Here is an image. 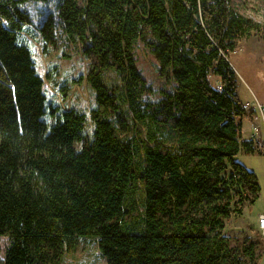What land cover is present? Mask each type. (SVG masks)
<instances>
[{"label":"trees","instance_id":"trees-1","mask_svg":"<svg viewBox=\"0 0 264 264\" xmlns=\"http://www.w3.org/2000/svg\"><path fill=\"white\" fill-rule=\"evenodd\" d=\"M33 1L50 0H0L3 264H58L81 241L108 264H258L254 238L233 246L223 232L261 191L237 161L263 153L242 139L247 113L230 61L260 26L234 0H58L69 41L92 59L74 80L93 90L87 116L47 101L27 39L41 38L46 50L54 19L34 28L22 6ZM139 41L174 85L163 125L134 107V88L145 83Z\"/></svg>","mask_w":264,"mask_h":264},{"label":"rangeland","instance_id":"rangeland-1","mask_svg":"<svg viewBox=\"0 0 264 264\" xmlns=\"http://www.w3.org/2000/svg\"><path fill=\"white\" fill-rule=\"evenodd\" d=\"M79 1L84 2V0ZM57 2L58 0H50L46 3L33 1L22 5L23 9L29 12L34 28L41 26L48 16L54 19L55 42L52 45L48 44L44 50L45 41L41 38L40 41H37V38L27 39V44L32 51L38 74L46 79L47 101L53 104L61 101L66 108L75 106L89 116L90 111L96 108L93 90L85 79L80 83L74 80L90 72L92 59L82 55L81 43L74 45L69 41L64 24L58 16ZM234 7L238 14L260 26V29L252 31L249 37L241 39L235 52L230 55L231 64L239 79V96L244 106L247 103L252 106L255 99L264 106V0H234ZM134 58L138 71L145 79L144 86L134 88V107L143 116L153 114L155 126L163 125L167 119L165 109L167 107L162 100L166 98V93L173 91V82L160 76L157 60L141 41L135 46ZM53 67L55 71L52 73L50 70ZM62 86H65L67 90L66 97L60 94ZM132 114L134 115L135 112ZM255 116L256 114L247 113L241 119L242 139H250L252 125L256 123ZM92 129V123L89 121L85 133ZM258 138L260 146L262 144L263 147L264 124ZM261 149L263 154L249 155L241 152L237 156L238 162L256 174L261 191L255 203L244 202L239 205L241 213L226 220V228L223 232L230 237L233 246H240L241 241L247 236L254 238L258 242V264H264V239L258 230L257 223L258 215L264 213V147ZM9 245L8 237H0V264L4 263ZM58 264L108 263L100 256L95 244L90 241H81L75 251L61 256Z\"/></svg>","mask_w":264,"mask_h":264},{"label":"built area","instance_id":"built-area-1","mask_svg":"<svg viewBox=\"0 0 264 264\" xmlns=\"http://www.w3.org/2000/svg\"><path fill=\"white\" fill-rule=\"evenodd\" d=\"M78 87V86H77ZM246 113H250V114H256V123H253L252 125V132H251V137L250 139L255 141L257 143L258 148L263 151L261 148L262 144L260 146L259 144V138L258 136L261 133V129H262V125L264 124L262 121H264V106L257 100L255 99V101L252 103V106L250 103H247L244 106ZM258 230L260 231V234L262 236V238L264 239V214H259L258 215Z\"/></svg>","mask_w":264,"mask_h":264},{"label":"crops","instance_id":"crops-1","mask_svg":"<svg viewBox=\"0 0 264 264\" xmlns=\"http://www.w3.org/2000/svg\"><path fill=\"white\" fill-rule=\"evenodd\" d=\"M241 125H242V121H241ZM241 131H243V127L241 128ZM260 214H264V213H260Z\"/></svg>","mask_w":264,"mask_h":264}]
</instances>
